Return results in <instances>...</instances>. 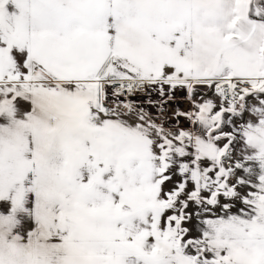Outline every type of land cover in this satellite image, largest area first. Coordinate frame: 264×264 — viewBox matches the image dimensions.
<instances>
[{"label":"snow or ice","instance_id":"snow-or-ice-1","mask_svg":"<svg viewBox=\"0 0 264 264\" xmlns=\"http://www.w3.org/2000/svg\"><path fill=\"white\" fill-rule=\"evenodd\" d=\"M0 264H264V0H0Z\"/></svg>","mask_w":264,"mask_h":264}]
</instances>
